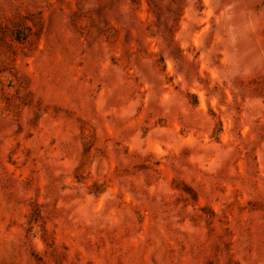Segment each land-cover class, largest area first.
<instances>
[{
	"label": "clouds",
	"instance_id": "9594fccd",
	"mask_svg": "<svg viewBox=\"0 0 264 264\" xmlns=\"http://www.w3.org/2000/svg\"><path fill=\"white\" fill-rule=\"evenodd\" d=\"M79 3L80 0H25L27 19L19 26L20 34L17 35L11 25L7 31L0 32V96L15 99L13 93L17 91L21 97L26 95V90L20 87V73L27 71L30 58L31 75L37 78L35 94L47 96L45 103H54L67 95L76 113L89 121L90 135L79 136L74 132V143H95L97 148L85 159L77 146L57 172L58 176L63 175L55 195L45 191L47 233L42 230V224L25 222L23 206L0 209V216L7 217L0 220V264H27V253L34 248L50 252L55 247L51 237L57 229L59 243L67 240L73 247L90 250L91 254L86 253L81 264L93 255L101 264H114L112 253L120 256L117 249L126 250L130 245L118 243L111 235L101 238L95 227L99 213L93 211L96 202L101 200L115 208L120 219L130 208L167 217L175 227H180L175 225V218L190 219L192 225L180 228L181 233H188L189 242L198 239L205 244L215 234L214 229L229 237L235 233L237 240L233 247L235 254L242 257L240 264H264V220L255 218L259 232L247 234L244 227L252 218L242 219L238 211L241 199L255 202L264 197V144H260L255 153L251 152L253 135L240 136L238 133L245 124L252 125L248 121H234L231 101L223 94L224 85L229 81L221 51L224 33L219 25L223 12L213 0H184L185 27L181 30L187 33L183 40L184 71H177L173 64L159 76V84L149 82L144 92L134 97L124 93L114 101L115 106L106 107L104 102L111 91L105 87L104 95L97 98L102 84L99 75L94 74L91 81L83 77L73 81L72 73L67 71L77 60L83 61L87 69L86 57L79 55L84 44L76 35L73 23L76 15L87 11L78 7ZM73 4L75 9L71 7ZM229 7L251 21L252 32L264 29V0H259L254 11L249 10L248 0H232ZM132 11L135 14L138 9ZM0 29H4L2 25ZM86 42L90 44L91 40ZM228 51L230 53L231 49ZM256 70V65L252 64L243 74ZM169 76L173 81L170 84L166 82ZM227 86L235 92L231 83ZM38 110V106L30 104L9 114L0 104V125L8 129L0 132V141H3L0 144V177L5 176L8 150L17 142L21 150L13 158L17 167L24 162L22 153L27 150L24 135L14 136L13 133L30 112ZM28 130L25 127V134ZM144 131L148 135L142 138ZM32 147L36 149L33 154L37 155L39 143ZM245 152L248 155L242 157ZM253 155L259 156L258 162L252 159ZM241 158L242 170L235 163ZM141 163L149 167L136 173L133 165ZM78 166L79 183L74 178L69 179ZM7 175L12 174L8 172ZM125 197L130 203L124 202ZM57 200L61 204L53 208ZM74 206L76 210L71 216L67 215L65 209ZM81 208L88 209L93 224L91 232L77 229V224L88 223L78 215ZM229 213L232 214L230 224ZM107 223L109 227H118V221L111 217ZM245 236L247 248L243 246ZM167 239L163 226L155 224L152 230L145 232L144 239L139 240L138 247L144 245L145 240H151L154 248H160L161 240ZM108 242L115 247L105 248ZM163 264H172L171 258L166 257ZM175 264H179V259Z\"/></svg>",
	"mask_w": 264,
	"mask_h": 264
},
{
	"label": "rangeland",
	"instance_id": "374dc122",
	"mask_svg": "<svg viewBox=\"0 0 264 264\" xmlns=\"http://www.w3.org/2000/svg\"><path fill=\"white\" fill-rule=\"evenodd\" d=\"M213 3L223 12L219 25L224 33V48L221 51L226 60L224 72L229 75L223 94L231 101L234 121L251 123L252 127L245 124L238 135H253L251 152L255 153L260 144H264V29L252 32L254 25L251 21H246L241 14L234 13L229 7L232 0H213ZM258 3L259 0H248L249 10L254 11ZM24 4L25 0H0V25L4 28L0 29V32L7 31L11 25L16 29V34H20L19 26L27 19ZM71 7L75 9V4ZM78 7L87 9L76 15L73 21L77 28L76 35L84 44V50L80 51L79 55L86 57L87 69L83 61L77 60L67 71L72 73L73 81L80 77L91 81L94 74L99 75L102 84L97 98L104 95L105 87L111 91V96L104 102L106 107L115 106L114 101L124 93L134 97L144 92L149 82L159 84V76L173 64L177 71H184L186 50L183 40L187 37V33L181 32L185 27L184 0H80ZM133 9L138 11L134 14ZM87 40H91V43L88 44ZM68 53L72 54L71 48ZM30 63L31 59L28 58L27 71L20 73V87L26 90V95L21 97L17 91L13 93L15 99L8 95L0 96V104L4 105L9 114L17 109L27 108L30 104L39 108L36 112H30L27 120L17 126L13 133L14 136L24 135V147L27 150L22 153L25 160L20 167H17L13 157L21 150V144L17 142L8 150L5 176L0 177V209L23 206L25 222L29 225L42 224V230L47 233L49 219L45 215L48 209L43 204L45 191L55 195L57 183L63 175L61 173L58 176L57 172L70 159L77 146L80 155L85 159L96 152L97 148L95 143H74V132L79 136L90 135L89 121L85 116L76 113L67 95L54 103H45L47 96L38 97L35 94L37 78L31 75L32 69L28 66ZM252 64L256 65L257 70L244 75L243 70ZM166 82H173L171 76L166 77ZM228 83L232 84L235 92L228 89ZM8 87H12L11 83ZM156 123L164 126L161 121ZM220 123L223 124L224 121L221 120ZM25 127L29 129L26 134ZM7 130V126L0 125V132ZM92 131L94 132V129ZM146 135L148 132L144 131L142 138ZM2 143L3 141H0V144ZM36 143H39V149L38 154L34 155L36 149L32 145ZM104 154L101 152V155ZM241 155L247 156L248 153ZM252 159L258 162L259 156L253 155ZM235 163L242 170L243 158ZM148 167L146 163L133 165L136 173H142ZM8 172L12 175L8 176ZM73 178L79 183V166L73 170V176L69 179ZM60 190L63 191V187ZM124 202L130 203L127 197ZM60 204L61 201H55L53 208L59 207ZM240 205V217L252 218L247 221L244 232L258 233L255 218L264 220V197L255 202L241 199ZM75 210L76 206L65 209V212L71 216ZM93 211L99 213L95 227L102 239L111 235L118 243L130 245L126 250L117 249L121 252L120 256L112 253L114 264H163L166 257L171 258L172 264H175L176 259H179V264L241 262L242 257L234 252L233 246L237 240L235 233L229 237L214 229L215 234L210 236L205 244H201L198 239L189 242L188 233L180 231L185 224H193L190 219L175 218V225L180 226L175 227L168 222L167 217L153 216L136 208H130L128 214L120 219L116 215V209L102 200L96 202ZM78 215L88 223L77 224V229L91 232L93 224L89 220L88 209L81 208ZM231 216L229 213V224ZM109 217L118 221V227L108 226ZM5 218L7 217L0 216V220ZM155 224L163 226L168 239L161 240L160 248H154L151 240H145L144 245L138 247L139 240L144 239L145 232L152 230ZM226 231L231 230L226 228ZM51 239L55 247H52L50 252L44 251L43 248L32 249L27 253V264H81L85 254H91L89 249L73 247L67 240L59 243L58 229ZM110 246L115 247V244H104L105 248ZM243 246L247 248V236ZM97 251L102 253L100 249ZM85 264H101V261L93 255Z\"/></svg>",
	"mask_w": 264,
	"mask_h": 264
}]
</instances>
